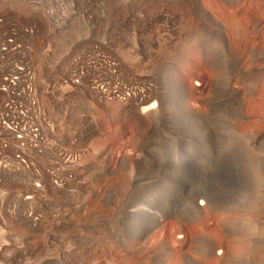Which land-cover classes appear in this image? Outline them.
<instances>
[{"label":"rangeland","instance_id":"1","mask_svg":"<svg viewBox=\"0 0 264 264\" xmlns=\"http://www.w3.org/2000/svg\"><path fill=\"white\" fill-rule=\"evenodd\" d=\"M196 3L0 0V18L35 27L22 39L39 81L65 75V58L77 65L82 86L44 102L68 153L53 156L57 177L73 190L87 186L60 202L66 226L55 233L47 232L55 222L33 231L0 218L1 246L36 247L22 259L0 253V264H264V0ZM204 45L214 46L209 56ZM169 63L178 77L167 76ZM235 64L245 69L232 80L244 102L241 120L233 118L235 100L221 97ZM93 82L104 93L121 90L98 100ZM145 86L160 98L135 110L126 94ZM27 177L0 171V190ZM152 192L145 220L128 237L133 201Z\"/></svg>","mask_w":264,"mask_h":264},{"label":"built area","instance_id":"2","mask_svg":"<svg viewBox=\"0 0 264 264\" xmlns=\"http://www.w3.org/2000/svg\"><path fill=\"white\" fill-rule=\"evenodd\" d=\"M55 20L59 21L58 18ZM0 28H4L0 31V171L7 176H31L17 180L19 187L6 186L0 190V218L20 219L33 231L55 222L56 225L47 231L55 233L66 226L64 221H60V202L83 195L87 186L79 185L73 190L66 184L67 180L57 177V162L52 161L53 156L58 151H64L65 156L68 153L58 144L53 131L54 120L44 100L53 99L54 91L82 86L80 72L76 64L73 68L67 67L73 60L65 58L62 63L65 75L60 74L48 84L39 81L31 57L32 48L22 39L33 36L35 27L16 22L14 18L8 21L0 18ZM67 54L64 53L62 58ZM90 89L98 100L118 96L115 88L104 93L96 82ZM66 158L68 160L70 156ZM41 174L46 178H41ZM47 217L50 222L46 221ZM13 223L15 221L9 225ZM2 246V255L5 253L7 256L13 251L19 259L27 257L22 255L26 245L17 249L8 248V244Z\"/></svg>","mask_w":264,"mask_h":264},{"label":"bare ground","instance_id":"3","mask_svg":"<svg viewBox=\"0 0 264 264\" xmlns=\"http://www.w3.org/2000/svg\"><path fill=\"white\" fill-rule=\"evenodd\" d=\"M194 2L196 3L197 0H194ZM194 4V3H193ZM197 4V3H196ZM196 6V5H195ZM66 17V16H65ZM67 21V20H66ZM62 22V21H61ZM60 22V23H61ZM32 23V22H31ZM64 24V23H63ZM220 28V29H219ZM217 30H215L221 37L220 41L219 42V45L222 49L225 50V48L228 47L227 45V42L225 41V39L223 38L222 36V32H221V27H219ZM218 36V35H217ZM219 37V36H218ZM219 37V38H220ZM214 46H211V45H204L202 47H200V52H202L203 54H209L210 53H213L211 50L213 49ZM208 50H210L209 52H207ZM222 51V50H221ZM215 54V53H214ZM217 55V54H216ZM221 56V55H220ZM224 57V56H223ZM215 58V57H214ZM233 58V57H232ZM213 59V58H212ZM230 59V58H229ZM236 59V57H235ZM214 60V59H213ZM157 61L160 62L159 58L157 59ZM215 61V60H214ZM213 61V62H214ZM237 61V60H236ZM212 62V63H213ZM228 63V62H227ZM215 64V63H214ZM236 67H235V71H233V73L228 77V81L225 82V87L223 89V95H221V97L224 99V100H231V99H234V103H235V110H234V116L233 118L236 119V120H241L243 118V107H244V102H243V99L241 97V94H240V89L233 86L232 85V80L235 79V80H242L243 78V75L244 72H245V69L242 65H237L235 64ZM166 70H167V76L169 75V77H178V72H177V67L175 66V63H169L167 64L166 66ZM253 73V72H252ZM143 74V73H142ZM250 75V74H249ZM251 76V75H250ZM253 79V78H252ZM144 81L146 80V78H138V81ZM250 80V79H249ZM179 81V79H178ZM198 84V83H197ZM243 85V84H242ZM246 85V84H245ZM247 86V85H246ZM249 86V85H248ZM248 88V87H247ZM118 91L121 90V88H115V91ZM117 91V92H118ZM152 89L148 86H145L143 89H140V90H136V89H132L130 93H127L126 94V97H125V100L124 101H128L132 104V102H134V106H133V109L135 108H138L140 105L141 107L140 110L142 108H147L148 106H145L144 104L149 102L155 95L156 97L160 98L159 97V93L155 94L152 96V93H151ZM120 92V91H119ZM252 92V89H249L248 90V93ZM123 93V92H122ZM127 103V102H126ZM153 103V104H152ZM150 103L151 107L154 108V102ZM130 108L127 109V111H129ZM126 111V110H125ZM131 112V111H130ZM136 112V111H135ZM133 113V111H132ZM157 114V110L154 111V116ZM145 116V115H144ZM153 116V115H152ZM134 117L135 119L137 120L138 123H142L143 122V116L141 117L140 114L138 113H134ZM258 136H255L253 137V142H255V140L257 139ZM191 149H188L187 151H182L181 152V157H187L188 155L191 154ZM77 174V173H76ZM154 192L150 193L149 195H147L145 198H136L133 203H132V207L128 213V219L127 221H125V226L128 228L127 229V236L128 237H131L133 238L134 235H136V233L139 231V224L141 225V221L142 220H145V214L147 212V203L146 201L149 200V199H152L154 197ZM202 202H200L201 204ZM62 216V215H61ZM154 224V222L152 223ZM210 249H209V252L212 253L214 252V247L213 246H209ZM4 249L3 246H0V253L2 252V250ZM34 248H29V247H25L24 250H22V255L24 256H32L34 251H33ZM165 252V251H164ZM216 254H223V252L221 250H218L216 251ZM229 257V254L226 253L224 255V258L225 260L228 259Z\"/></svg>","mask_w":264,"mask_h":264}]
</instances>
